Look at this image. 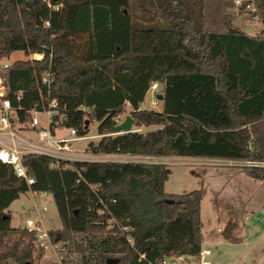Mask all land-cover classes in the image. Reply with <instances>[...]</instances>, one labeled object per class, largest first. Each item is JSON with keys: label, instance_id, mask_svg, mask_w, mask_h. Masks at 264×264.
Instances as JSON below:
<instances>
[{"label": "trees", "instance_id": "obj_1", "mask_svg": "<svg viewBox=\"0 0 264 264\" xmlns=\"http://www.w3.org/2000/svg\"><path fill=\"white\" fill-rule=\"evenodd\" d=\"M146 1L0 0V58L33 55L0 71L13 125L29 128L31 111L56 100L53 134L61 125L85 136L97 122L94 155L264 161V35L205 29L196 0ZM254 2L264 19V0ZM155 81L161 107H142ZM128 107L133 127L116 131ZM22 161L31 184L0 161V264H36V235L12 226L8 210L29 191L54 198L62 226L49 234L62 264H152L203 250V188L167 192V164ZM241 168L264 179V166Z\"/></svg>", "mask_w": 264, "mask_h": 264}, {"label": "rangeland", "instance_id": "obj_2", "mask_svg": "<svg viewBox=\"0 0 264 264\" xmlns=\"http://www.w3.org/2000/svg\"><path fill=\"white\" fill-rule=\"evenodd\" d=\"M137 1L148 4L146 0H134L135 4ZM196 6L203 12V23L207 30L222 32L231 24L240 30L253 28L254 32L260 31L258 22L249 13L241 12L234 0H196ZM140 10L142 9L138 6V12H141ZM32 56L17 50L5 60L12 63ZM36 56L38 58V55ZM152 98L153 94L148 92L142 104L151 109ZM128 109L130 108L128 107L121 115H125ZM38 117L41 122L48 124V118L44 115L40 114ZM28 129L17 130L25 134V131H30ZM147 129L153 127H142L141 130ZM54 130L55 138H71V128L59 125ZM30 137L35 138V135ZM99 138L98 123L92 122L89 132L85 136L76 135L71 145L78 154L91 156L88 150L89 143L96 142ZM188 158L191 157L167 156L127 160L167 164L171 171L165 185L167 192L180 193L203 188L202 248L211 250L212 254L207 258L212 264H264V179L254 178L253 181L245 182L242 173L239 176L228 177V170L237 169L243 172L242 166H236L238 164L222 165L220 160L214 161L213 164V160L210 161L208 158ZM44 206L46 209L43 212L42 227L46 230L61 227L62 221L53 196L50 193L42 195L40 192L32 191L22 194L8 208L12 226L24 228L27 219L35 218L36 208ZM35 247L36 264H62L57 247L45 249L37 242Z\"/></svg>", "mask_w": 264, "mask_h": 264}, {"label": "built area", "instance_id": "obj_3", "mask_svg": "<svg viewBox=\"0 0 264 264\" xmlns=\"http://www.w3.org/2000/svg\"><path fill=\"white\" fill-rule=\"evenodd\" d=\"M245 1L248 0H234L235 5L239 6L242 9V6ZM245 13H254L251 16L260 26V31L255 33H261L264 35V19L257 14V6L254 0H249L246 4ZM42 58L41 54H34L36 58ZM11 63H8L5 58H0V71L6 70ZM43 82L50 83L52 81V75L49 72H46L42 75ZM160 90V84L158 81H155L150 87L149 91L153 94V98L150 100L151 108H158L160 106L159 99L157 94ZM16 110L13 109L11 99L7 96V88L4 83V78L0 76V161L9 163L13 166V169L17 176L25 178L29 184L33 183L34 179L29 176L27 167L23 164L22 158L23 155L28 153L33 154H42L50 156L54 159L53 166L59 167L62 162H71L76 160H108L100 155L91 156L78 154L71 143L75 139V136L78 135L76 129L71 128L70 137L65 139L55 138L51 128L50 123L52 122V116L54 114L58 115L57 111V101L53 100L50 108L41 112L36 109L32 110V120L29 123L30 131H35L37 133L36 140L29 139L24 134H21L19 130L13 125L12 118ZM44 115L45 118H48V124H44L40 121L39 115ZM125 115H118L117 121L122 122ZM26 126V125H25ZM195 159V158H188ZM203 161L205 159H202ZM208 160L222 162V165H236V166H264V161H255V160H246L239 161L237 159H212ZM116 161V160H114ZM47 194L42 192V195ZM46 207L36 208L35 218H29L26 220L25 229L29 232H32L36 235V242L45 249L59 247V243L53 242L50 237L49 230H46L42 227V217L43 212ZM212 252L210 249H203L198 256L190 255H179L170 258L163 259L162 261L155 262L152 264H212L207 258L211 255Z\"/></svg>", "mask_w": 264, "mask_h": 264}, {"label": "crops", "instance_id": "obj_4", "mask_svg": "<svg viewBox=\"0 0 264 264\" xmlns=\"http://www.w3.org/2000/svg\"><path fill=\"white\" fill-rule=\"evenodd\" d=\"M143 107H145V106L143 105ZM25 134H27L26 137H28L29 139L36 140V138H37V133L35 131H25ZM33 134L35 135V138L30 137ZM100 156H103L104 158H106L108 160H116V161H125V160H127L129 158H150L149 156L125 155V154H102ZM151 158H160V157H151ZM242 171L243 172H240V170H237V169L228 170L227 171V172H229L228 173V177L239 176L242 173V175H243L242 178L244 179L245 182L253 181V179L255 177H252V176L248 175L244 170H242Z\"/></svg>", "mask_w": 264, "mask_h": 264}, {"label": "water", "instance_id": "obj_5", "mask_svg": "<svg viewBox=\"0 0 264 264\" xmlns=\"http://www.w3.org/2000/svg\"><path fill=\"white\" fill-rule=\"evenodd\" d=\"M245 32L253 33L254 29L253 28H249V29H246ZM157 96H158L159 99L162 98V94H158ZM57 120H58V115L54 114L52 116V123H56ZM86 125L87 126L89 125V120H86ZM132 127H133V119H132L131 115H127L125 120L115 127V130L116 131L117 130L130 131L132 129Z\"/></svg>", "mask_w": 264, "mask_h": 264}]
</instances>
